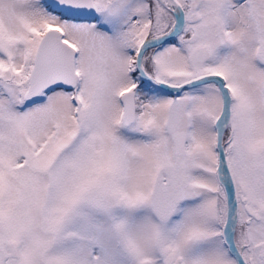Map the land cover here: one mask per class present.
Wrapping results in <instances>:
<instances>
[{
  "label": "snow or ice",
  "instance_id": "6c2138e0",
  "mask_svg": "<svg viewBox=\"0 0 264 264\" xmlns=\"http://www.w3.org/2000/svg\"><path fill=\"white\" fill-rule=\"evenodd\" d=\"M0 264H264V0H0Z\"/></svg>",
  "mask_w": 264,
  "mask_h": 264
}]
</instances>
